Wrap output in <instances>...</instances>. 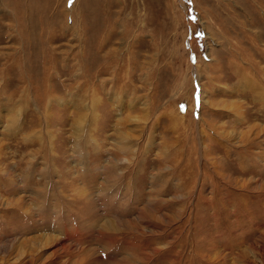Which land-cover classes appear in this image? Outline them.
I'll return each mask as SVG.
<instances>
[{
  "label": "rangeland",
  "instance_id": "1",
  "mask_svg": "<svg viewBox=\"0 0 264 264\" xmlns=\"http://www.w3.org/2000/svg\"><path fill=\"white\" fill-rule=\"evenodd\" d=\"M0 264H264V0H0Z\"/></svg>",
  "mask_w": 264,
  "mask_h": 264
}]
</instances>
